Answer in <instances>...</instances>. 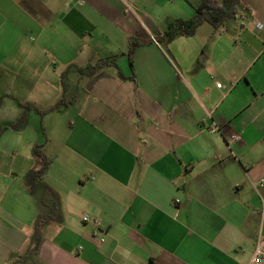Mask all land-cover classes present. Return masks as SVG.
I'll return each instance as SVG.
<instances>
[{
    "label": "crops",
    "instance_id": "1",
    "mask_svg": "<svg viewBox=\"0 0 264 264\" xmlns=\"http://www.w3.org/2000/svg\"><path fill=\"white\" fill-rule=\"evenodd\" d=\"M200 4L0 0V264H264V0Z\"/></svg>",
    "mask_w": 264,
    "mask_h": 264
},
{
    "label": "trees",
    "instance_id": "2",
    "mask_svg": "<svg viewBox=\"0 0 264 264\" xmlns=\"http://www.w3.org/2000/svg\"><path fill=\"white\" fill-rule=\"evenodd\" d=\"M239 3L240 0H223V3L219 5L213 0H201V4L196 9V15L188 21H177L174 24H171L165 32L164 37L160 39V41L170 42L178 35L189 37L193 36L198 27L205 22L211 24L213 27H218L223 22L236 16ZM133 53L134 49L130 48L128 52V60L131 68H133ZM111 64L112 63L107 60H102L94 65H88L85 68H81L78 72L81 76L91 78ZM118 75L122 80H129L123 77L122 73L119 70ZM130 80H133L135 82V77L130 78ZM24 109L26 113L32 110V108L27 106L24 107ZM26 113L21 116V118L15 125L11 127L0 126V135L9 128L14 130H19L20 128H22L27 120ZM34 154L43 158V165L40 170H31L27 174L25 180L26 183H28L31 187L34 186L35 182L42 180L44 175L47 173L50 164V161L47 158L43 157L40 147L35 148Z\"/></svg>",
    "mask_w": 264,
    "mask_h": 264
},
{
    "label": "built area",
    "instance_id": "3",
    "mask_svg": "<svg viewBox=\"0 0 264 264\" xmlns=\"http://www.w3.org/2000/svg\"><path fill=\"white\" fill-rule=\"evenodd\" d=\"M259 28H261V26H259ZM216 87L218 89H221L222 88V84L221 83L220 84H217ZM240 139L241 138H240L239 135H235L232 140L233 141H239ZM262 184H264V181H262ZM87 220H88L87 217L84 218V221H87ZM95 224H96V226H99L100 225L98 222H96ZM261 249H262L261 245H258V247L256 248V253H255V257H254L253 261H257L259 258H261L264 255L262 253Z\"/></svg>",
    "mask_w": 264,
    "mask_h": 264
},
{
    "label": "rangeland",
    "instance_id": "4",
    "mask_svg": "<svg viewBox=\"0 0 264 264\" xmlns=\"http://www.w3.org/2000/svg\"><path fill=\"white\" fill-rule=\"evenodd\" d=\"M74 76V73L72 74ZM81 76V75H80ZM69 78H72L71 76ZM81 79V78H80ZM261 258H259L256 262L260 261Z\"/></svg>",
    "mask_w": 264,
    "mask_h": 264
}]
</instances>
